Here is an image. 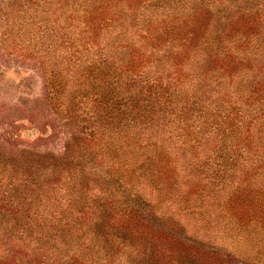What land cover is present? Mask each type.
<instances>
[{"label":"trees","instance_id":"trees-1","mask_svg":"<svg viewBox=\"0 0 264 264\" xmlns=\"http://www.w3.org/2000/svg\"><path fill=\"white\" fill-rule=\"evenodd\" d=\"M13 5L92 123L0 165V264H264V0Z\"/></svg>","mask_w":264,"mask_h":264},{"label":"rangeland","instance_id":"rangeland-1","mask_svg":"<svg viewBox=\"0 0 264 264\" xmlns=\"http://www.w3.org/2000/svg\"><path fill=\"white\" fill-rule=\"evenodd\" d=\"M14 2L0 0V155L3 159L0 165L4 166L6 162L9 167L7 174L17 171L19 166L16 156L10 155L11 151L18 157L21 154H44L49 160L57 158L63 152L65 143L72 136L85 135L82 130L92 123L88 117L84 119L85 113L80 111L78 117L70 111L74 103L73 89L67 88L59 97L55 96L56 86L50 70L60 65L65 76V60L49 58L37 51L39 45L35 46V42L39 41L43 29L36 26L32 37L29 33L32 27L20 29V21L14 23L18 15ZM29 14L26 13L25 17L28 18ZM3 30L10 33L11 39L4 40L1 36ZM19 33H23L24 37L14 39L13 36ZM23 38L30 43L24 41L18 45ZM18 46L22 49L19 50ZM79 106L85 107L83 102H79ZM24 167H21L22 172H18L20 178L29 174ZM32 178L35 182L46 180L41 169L33 173ZM227 221L230 219L218 220L219 226L211 228V232L225 236L228 229L233 230L231 225L234 224Z\"/></svg>","mask_w":264,"mask_h":264}]
</instances>
